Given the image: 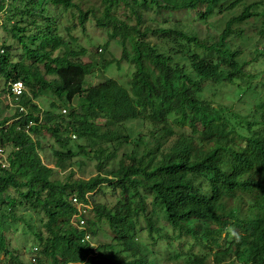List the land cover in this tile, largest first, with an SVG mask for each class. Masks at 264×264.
Masks as SVG:
<instances>
[{"label":"trees","instance_id":"1","mask_svg":"<svg viewBox=\"0 0 264 264\" xmlns=\"http://www.w3.org/2000/svg\"><path fill=\"white\" fill-rule=\"evenodd\" d=\"M106 1L113 6L122 3L130 8H148L153 4L159 10L195 11L200 5H216L220 0H173L171 3L159 0ZM241 1L234 0L230 9ZM11 2L14 5L17 0ZM50 2L66 8L76 6L73 0ZM254 16L250 8L246 7L238 16L227 20L217 40L209 45L196 37L177 33L182 39L201 49L230 55L231 60L224 61L228 72L223 79L231 82L243 74V68L234 60L236 53L229 52L223 46L231 35L234 23L245 22ZM86 17L87 13H80L82 21ZM108 37L110 40L120 38L123 45L127 37L133 42L130 63L134 65V71L129 89L115 80H107L84 90L86 78L91 73V65L80 59L84 50L56 56V52L66 47L56 36L44 37L41 40L42 48L36 51L26 45L24 36L19 38L26 58L43 65L44 74L42 70L27 66L24 62L13 65L8 58V49H0V79L5 83L20 80L27 88L22 101L27 116L11 125L9 120H0V149L5 151L9 162L8 168L4 169L0 165V204L5 206L4 199L9 190L21 191V197L26 203L41 209L47 216L44 229L48 238L36 259L44 263L46 258H51L50 264H82L87 260L90 264H148L146 261L133 262L122 257L97 258L96 250L81 242L84 232L72 223L77 212L73 203L76 197L80 203L90 206L89 212L95 211L103 216L113 231L119 235L124 234L118 239V246L137 255L135 239L126 235L127 214L116 211L112 215L99 205L93 206L89 199L90 194L106 185L119 189L125 197L126 186L130 185L141 186L155 197L171 227L184 229L193 238L205 240H210L213 234L221 232H216L215 228L205 226L204 223L211 221L225 230L237 221L232 213L226 211L230 197L236 196L238 192L252 195L253 203L250 208L256 212L257 220L250 222V227L245 228L248 234H244L242 242L254 249L252 261L264 264V141L239 135L236 127L229 126L224 114L197 96L201 91L200 82L221 75L220 66L213 61L200 59L197 55L188 58L189 69L178 66L171 57L159 53L147 43V30L140 31L135 25L124 22H115ZM50 44L53 46L51 50H45V46ZM121 58L126 59L124 46ZM147 64L155 73L154 76H151ZM45 75L57 78L60 87L54 93L58 99L65 100L70 108L74 110V103L82 101L83 115L73 111L67 120L54 122L55 116L42 113L36 101L50 88ZM56 108V105H51V109ZM172 114L176 116L173 123L179 127L188 125L190 133L181 134L166 152H161L162 156L158 160L149 152L137 159L123 157L125 160H120L111 179L100 175L89 180L74 179L72 174L65 183L55 181L52 179L55 169L68 171L65 161H71L75 156L72 153H55L56 162L54 168H50L39 155L40 145L36 136L42 131L51 135L59 145L68 141L62 137L64 133H74L78 138L110 144L113 135H99L97 122L104 123V126L106 123L115 125L142 119L158 126L167 124V118ZM18 117L19 114L15 113L13 119ZM247 125L250 129L252 124ZM156 150L159 151V145ZM110 157L107 154L103 160ZM100 166L97 165L98 169ZM137 176H141L142 180L138 181ZM13 210L14 208L8 217L14 220L16 217ZM88 214L84 216L85 228L93 237L94 225L88 221ZM2 217L7 216L2 214ZM148 231H154L152 225H148ZM38 238L44 241L42 236L39 235ZM213 240L217 241L215 237ZM10 253L4 227L0 225V256Z\"/></svg>","mask_w":264,"mask_h":264},{"label":"rangeland","instance_id":"2","mask_svg":"<svg viewBox=\"0 0 264 264\" xmlns=\"http://www.w3.org/2000/svg\"><path fill=\"white\" fill-rule=\"evenodd\" d=\"M73 2L75 7L66 8L63 5H53L50 0H17L14 5L12 2L4 4L0 0V49H8L10 63L16 65L24 62L27 66L42 70L44 74L43 65L26 58L19 38L24 36L26 45L36 51L42 48L41 40L44 37L56 36L66 46L56 52V56L84 50L80 59L91 65V73L86 78L84 90L107 80H115L129 89L134 71V65L130 63L133 42L127 37L123 45L120 38L110 40L108 35L115 22L135 25L140 31L147 30L146 41L149 45L154 46L159 53L171 57L178 66L189 69L188 58L191 55L213 61L220 66L221 75L200 82L201 91L197 96L224 114L228 118L229 126L236 127L239 135L264 141V0H242L233 9L229 6L234 0H220L216 5H200L195 11H165L159 10L153 4L148 8L133 6L132 9L122 3L117 6L110 5L106 0ZM246 7L255 16L245 22L234 23L231 26V35L223 46L229 52L236 53L234 60L242 66L243 74L227 82L223 79L228 72L224 61L231 60L230 55L201 49L182 39L177 32L196 37L204 44H212L227 20L238 16ZM80 13H87L83 21ZM123 46L126 59L121 58ZM52 47V44L45 46V50L49 51ZM147 68L151 76H154L155 73L148 64ZM45 79L50 88L36 101L44 115L52 114L55 116L54 122H60L67 120L73 111L79 115L84 114L81 100L74 103L73 110L65 100L57 98L54 93L60 87L57 78L46 76ZM4 88L5 82L0 79V93L3 94ZM4 101L0 100V120H9V125L16 123L13 119L15 111ZM52 104L57 108L51 109ZM175 118L172 114L167 118V124L158 126L142 119L115 125L106 123L104 126V123L97 122L99 135H113L110 144L95 139L78 138L74 133H64L62 137L68 141L59 145L51 135L42 131L36 136L40 145L39 155L50 168H54L55 153H72L75 156L71 161H65L68 171L55 169L52 178L55 181L65 183L72 174L74 179L89 180L96 175L111 179L121 159H137L149 152L158 160L162 156L161 152H166L181 134L190 133L188 125H175ZM248 123L252 124L250 129ZM158 145L159 151L156 150ZM107 154L111 157L103 160ZM98 164L101 165L100 169ZM137 180H142L141 176H137ZM99 188L89 195L90 202L112 215L116 211L127 214L126 235L135 239L138 253L134 255L126 248L118 246V239L124 234L119 235L113 231L103 216L91 211L88 221L94 225L92 233L97 246V258L122 257L133 262L146 261L148 264H255L252 261L254 249L242 242L244 234H248L245 228L250 227V222L257 220L256 212L250 208L253 203V196L250 194L238 192L227 200L226 211L232 213L237 221L225 230L211 221L204 223L205 226L215 228L216 232H221L213 234L217 240L215 242L213 237L210 240L193 238L184 229L171 227L162 206L141 186L127 185L125 197L119 189L108 185ZM21 194V191L11 189L5 195V206L0 204V225L4 227L11 251L9 255L0 256V264H33V259L39 256L38 252L40 248H44L48 238L44 229L47 216L41 209L26 203ZM12 208L16 217L14 220L8 217ZM2 214L7 217H2ZM148 225H152L153 232L148 231ZM39 235L44 241L38 238ZM44 263L50 264L51 258H46ZM82 264L90 263L87 260Z\"/></svg>","mask_w":264,"mask_h":264},{"label":"built area","instance_id":"3","mask_svg":"<svg viewBox=\"0 0 264 264\" xmlns=\"http://www.w3.org/2000/svg\"><path fill=\"white\" fill-rule=\"evenodd\" d=\"M11 0H3L4 4H9ZM3 53V52H2ZM27 94V88L23 81H10L5 83V88L3 94L0 93V100L4 101L11 109L15 111V113L19 114V117L16 121L20 120L27 116V110L23 106L22 101ZM66 113V111H64ZM0 165L2 168H8L9 162L6 156V153L3 149H0ZM74 206L76 208V214L73 217L72 223L81 231L84 232L83 237L81 239L82 243L88 244L94 251L97 246L93 241L92 234L88 232L85 228V219L84 216L88 214L89 210H91L90 206L84 205L79 202L78 198L73 199ZM33 264H44L36 259H33Z\"/></svg>","mask_w":264,"mask_h":264}]
</instances>
